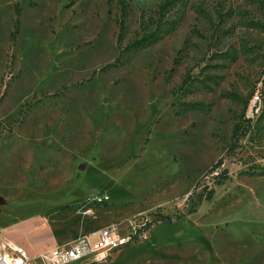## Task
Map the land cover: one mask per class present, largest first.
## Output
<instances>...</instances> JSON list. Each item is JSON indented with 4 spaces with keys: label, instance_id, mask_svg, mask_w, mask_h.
I'll list each match as a JSON object with an SVG mask.
<instances>
[{
    "label": "rangeland",
    "instance_id": "374dc122",
    "mask_svg": "<svg viewBox=\"0 0 264 264\" xmlns=\"http://www.w3.org/2000/svg\"><path fill=\"white\" fill-rule=\"evenodd\" d=\"M161 1L132 0L119 43L118 0H0V240L46 225L65 245L184 212L105 264H264V0H189L173 32L103 70ZM188 102L203 109L178 114ZM220 159L227 179L208 176L189 212Z\"/></svg>",
    "mask_w": 264,
    "mask_h": 264
},
{
    "label": "trees",
    "instance_id": "16d2710c",
    "mask_svg": "<svg viewBox=\"0 0 264 264\" xmlns=\"http://www.w3.org/2000/svg\"><path fill=\"white\" fill-rule=\"evenodd\" d=\"M132 0H118V4L121 7V14L118 20L119 33H118V42L121 43L126 36L127 32V18L130 10V4ZM189 5V0H162L157 10L153 13L147 14L142 12L140 15L139 25L141 28V33L136 37L130 40L125 46L122 47L119 56L116 60L103 67V70L110 68L120 67L126 64L127 58L126 55L137 50L145 49L157 43L163 39L167 34L173 32L177 26L182 22L185 17L187 8ZM17 13H20L19 7H17ZM190 76L184 79L181 88H185L190 83ZM260 100V99H259ZM249 103L247 102L245 108L242 110L241 115L238 121L234 124L233 133H232V142L230 144V155L234 154L239 143L243 137L247 135L251 128L250 118L247 117V109ZM194 109H203V104L188 102L183 104L178 114L194 110ZM215 172H218L216 177V182L221 183L223 180L227 179L229 170L223 168V160H218L206 174L197 182L194 193L191 196L194 198V194H198L195 198L196 202L194 206L189 210L192 212L195 210L196 204L202 202L204 198L211 199L213 197L214 189L204 188L198 193L199 188L204 184L205 179L208 176H212ZM207 191V192H206ZM190 196V197H191ZM189 199L187 200L188 204ZM184 212H175V213H161L157 212L156 217L150 222V227L161 223V222H171L174 219H179L183 216Z\"/></svg>",
    "mask_w": 264,
    "mask_h": 264
},
{
    "label": "built area",
    "instance_id": "2783aa9c",
    "mask_svg": "<svg viewBox=\"0 0 264 264\" xmlns=\"http://www.w3.org/2000/svg\"><path fill=\"white\" fill-rule=\"evenodd\" d=\"M259 99L256 96L255 101ZM147 218L134 221L124 231L118 224H110L93 234H85L65 245H56L33 255L26 246L14 239L0 240V264H65L78 260V264H105L112 254L136 239L149 237L152 227Z\"/></svg>",
    "mask_w": 264,
    "mask_h": 264
},
{
    "label": "crops",
    "instance_id": "0c3cea01",
    "mask_svg": "<svg viewBox=\"0 0 264 264\" xmlns=\"http://www.w3.org/2000/svg\"><path fill=\"white\" fill-rule=\"evenodd\" d=\"M11 239H14L17 242L26 246L27 249L33 255H37L45 249L56 246V241L53 238H51V236L48 232V227L46 225H40V226H37L36 228L28 230L23 239L19 238V240H18V239L13 238V237ZM114 253L112 254V256L114 255ZM112 256H111V258H112ZM36 262L38 264H40L39 258H36ZM78 263H79L78 260H73V261L67 262L65 264H78Z\"/></svg>",
    "mask_w": 264,
    "mask_h": 264
},
{
    "label": "water",
    "instance_id": "95a60500",
    "mask_svg": "<svg viewBox=\"0 0 264 264\" xmlns=\"http://www.w3.org/2000/svg\"><path fill=\"white\" fill-rule=\"evenodd\" d=\"M82 168H84V166H82Z\"/></svg>",
    "mask_w": 264,
    "mask_h": 264
}]
</instances>
